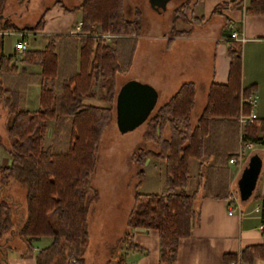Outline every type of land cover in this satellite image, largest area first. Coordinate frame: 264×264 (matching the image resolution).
Segmentation results:
<instances>
[{"label":"trees","instance_id":"trees-1","mask_svg":"<svg viewBox=\"0 0 264 264\" xmlns=\"http://www.w3.org/2000/svg\"><path fill=\"white\" fill-rule=\"evenodd\" d=\"M5 2L0 0V31L39 32L43 29L49 8L41 11L35 23L18 28L2 17ZM241 3L242 0L224 1L214 10L238 7ZM55 6L64 13H80L78 34L65 37L76 40L77 70L60 78L55 46L57 40L64 37L48 36L44 38L42 50L25 51L21 58L24 64L40 67L37 75H29L30 82L39 87L36 110L27 111L22 107L23 98L18 87L21 78L12 80L13 87L5 86L6 76L4 82L0 78V103L5 109L4 130L8 140L3 149L9 157V165L0 167V190L10 181L18 182L24 189V216L14 232L27 251L30 250V238H51V243L36 254L34 264H82L88 235L86 215L89 203L95 198L89 182L101 135L112 116L115 76L129 69L140 20L137 9L132 19L125 18L123 0H80L71 7L55 0L52 7ZM188 9V3L181 4L173 12L174 19H183ZM244 12L264 15V0H249ZM97 29L118 36L115 44L132 39L124 65L119 62L116 47L93 35L99 33ZM229 42L226 82L221 85L210 83L205 105L193 126L189 116L194 105V86L190 82L182 83L146 118L149 129L141 139L152 143L155 149L139 148L129 156L135 166L136 182L132 205L125 219L127 232L118 239V244L125 243L131 228L154 229L158 235L160 260L172 262L178 240L188 236L190 229L197 225V186L192 192L186 191L189 159H196L201 165L206 148L214 143L209 139L213 124L220 120L236 122L239 114H248L250 107L246 100L253 94L252 86H241L240 44ZM9 58L2 55L0 36V76L7 70ZM25 84L27 82L22 86ZM95 97L106 106L82 103L84 98ZM48 121L52 122V140L45 145ZM165 130L167 137L163 135ZM246 143L264 146V118L241 128L240 144ZM147 158L162 163L165 194L137 191ZM225 196L230 197V194ZM12 227L11 205L7 196L2 197L0 235ZM262 253V245L250 246L242 250L240 259L250 263ZM231 258L224 255V263ZM0 261L5 264L3 251H0Z\"/></svg>","mask_w":264,"mask_h":264},{"label":"crops","instance_id":"crops-1","mask_svg":"<svg viewBox=\"0 0 264 264\" xmlns=\"http://www.w3.org/2000/svg\"><path fill=\"white\" fill-rule=\"evenodd\" d=\"M79 1L80 0L72 5H63L71 7L76 5ZM224 1L228 0H200L198 2L192 0L191 3L189 1V9L185 13L183 19H174L172 16L165 35L150 36L151 39L163 40L165 42V48L169 47L170 41L182 44H194L192 47H189L190 50L187 53H183L185 64L182 65V70L186 75L183 76V78H177V82L175 83V81H172L171 84L169 75L176 72L175 61L172 60L170 64H167V70L172 72L167 73V83L165 85H171L170 91H172L171 93L173 94L182 83H192L194 86V105L190 115L195 108V102L198 98L200 99L199 104H202V107L199 108L201 112L205 105L206 92L210 83L213 82L221 85L226 82L228 71L226 50L230 43L229 41H234L228 39L229 33L233 31L238 37L242 38L240 42L236 41L241 47V86H252L253 94L251 95L252 103L249 106L250 111L254 112L257 120L263 119L264 15L246 14L244 8L249 0H242L241 5L238 7L230 6L220 10H214L219 3ZM185 3H187V1H183L181 4ZM52 4L45 7L49 8V10L45 13V23L41 31H0V36L2 37V55L10 57L6 64L7 70L1 74L0 78L3 81L4 76H6L5 82H3L7 87H13L12 80H14V78H21L22 82L18 83V87L23 98L22 107L27 111H34L38 108L39 87L33 82H30L29 75H37L40 72V67L24 64L20 61V58L16 59L13 55L14 49L12 52H6L4 50V36L15 35L18 38H24L23 36L25 35H31L33 37H40V39L42 38L40 43L34 42V45L26 50L37 51L43 49L45 37H67L77 35L78 32L75 27L80 21V13L78 11L64 13L60 8L56 6L52 7ZM175 9L176 8L172 10V13ZM9 17V14H5V18ZM211 18H217L216 22H219L218 27L214 30L211 28L212 26L216 27V25H208ZM140 25L139 22V27ZM193 26H197V28H193ZM75 41L76 40L72 38L71 40L63 38L61 41L56 42L55 51L58 55V59L60 57L59 51L61 54V59L59 60L60 78L77 70L78 52ZM206 44L208 47L205 48ZM68 50L70 53H68ZM71 55L72 58L70 59L69 57ZM134 55L135 53H133V56ZM204 57L207 58L206 61L202 60ZM155 64L156 61L154 60V65ZM148 76L149 77L146 76L142 78L144 80L137 81L150 85L155 90L157 99L158 89H164V79L161 81V79L153 73ZM25 82H27V84L22 86ZM82 103L95 107L105 106L104 102L97 98H84L82 99ZM197 118L193 125L196 123ZM148 129L149 126L146 123L145 132ZM212 133H214V140L217 144H211L206 148L203 159L201 160V165L198 164L199 161L193 158L189 159L188 162L189 178L186 191L192 192L197 186L195 199L198 210V223L190 229L188 236L178 240L174 260L172 262H162L160 260L158 235L154 229L141 227L131 228L128 231L129 237L125 243H117L118 239L127 232L124 222L132 203L122 212V223L120 217L119 222H115L111 225L109 224L115 231L113 235L111 234L112 232H110L111 235H108L111 238L107 239L106 237L107 232L104 228L106 222H100L97 227H94L92 230L96 229V233L93 235L88 216L90 209L93 208L95 204L98 206L99 199L97 189L90 185V192L95 193V198L89 203L86 215L88 235L83 249L82 264H85L86 249L89 246L91 247L93 238L95 240L93 243L95 244L97 241L99 245L102 243L110 244L109 257H113L114 254L115 256L114 260L111 261L108 259L103 260L102 254H99L98 261L96 259L91 260L89 264H231L234 262H239V264H264V146L254 144L256 147L258 146V150L262 152L260 156L254 154L260 161V167L252 193L247 199L243 200L239 197L237 191V181L242 170L247 165L246 160L248 162V159L252 155H247L245 159L241 160L242 158L240 156L242 149H239L237 146L241 145V127L238 125L237 121L220 120L213 124L209 139H212ZM163 135L167 137L168 133L166 130ZM149 148L153 150V148ZM239 153L240 156H238ZM231 158H233L234 163L228 162ZM237 159L240 160L237 161ZM192 164L193 169H191ZM8 165L9 157L1 160L0 167ZM143 171L144 177L138 190L143 189V180H145V177L149 178V176L156 180L160 190L159 192L144 190L140 193L165 194L162 181V163L154 158H147L143 163ZM190 178L192 180L191 183H189ZM226 194H230V197H226ZM7 197L11 200L13 227L6 233L0 235V251H3L5 264H34L36 254L39 250L47 247L51 243V238L48 236L30 238V250L27 251L25 244L15 236L14 232L22 221L25 207L17 206L18 208L15 209L13 194L10 193ZM228 210L231 211L230 214H228ZM115 226L117 228H115ZM15 241H18L19 244H14ZM254 245H262V256L254 257L250 263L241 261L240 253L242 250ZM116 248V253H113ZM224 255L232 256V258L224 263ZM118 261L120 262L117 263Z\"/></svg>","mask_w":264,"mask_h":264},{"label":"rangeland","instance_id":"rangeland-1","mask_svg":"<svg viewBox=\"0 0 264 264\" xmlns=\"http://www.w3.org/2000/svg\"><path fill=\"white\" fill-rule=\"evenodd\" d=\"M55 0H20L17 2L16 0H6L5 6L3 8L2 17H5V14H9L10 17L8 20L13 23L18 28H22L27 25H31L35 23L38 19L40 12L43 8L50 6ZM78 0H60L62 4L72 5ZM183 1H187V3L192 0H123L124 7V16L126 19L133 18V12L137 9L140 12V30L139 33L135 36V55L132 57L131 64L129 69L126 72H121L116 74L115 76V86L116 92L118 88L128 80H144L146 76L150 74H155L161 81L164 79V89H158V97L155 101V104L151 111H154L158 106L163 104L169 96L172 94L170 91L171 85H165L167 83L166 75L168 72L167 64L171 63L172 60L175 61V70L176 72L169 75V79L171 81L177 82V78H183L186 73L182 70L185 64L184 54L187 53L194 44H182L178 42L170 41V45L168 48H165V42L161 39H151L150 36H162L167 33V29L170 24V20L174 14L172 10L174 8H178ZM217 18H211L208 25H216V27L212 26V30L218 27V23L216 22ZM221 19V18H220ZM219 20V19H218ZM207 25V26H208ZM193 28H197V26H193ZM98 31V29H97ZM28 32V31H26ZM99 32V31H98ZM209 32V31H203ZM94 36H99L105 43L108 45H112L116 47L119 54V62L121 65H124L126 60L128 59V51L130 45L132 43V39H123L118 41L115 44V39L118 36H113L108 33H95ZM104 35V36H103ZM25 41L27 42V49H30L34 42L41 41L40 37L25 35L23 36ZM2 39V37H1ZM18 37L15 35L4 36L5 41V51L12 52L14 43H18ZM66 40H71V38H65ZM57 41H61L58 39ZM115 44V45H114ZM153 45V46H149ZM208 45H205V48ZM206 52V50H205ZM137 54V56H136ZM13 55L16 59L22 58V53L13 52ZM59 60L61 59V54L59 51ZM206 56V55H205ZM72 58V55L69 57ZM207 58H202V60L206 61ZM154 60L156 64L154 65ZM19 61V60H18ZM153 66V67H152ZM139 82V81H138ZM174 84V83H173ZM172 88V87H171ZM100 100L98 97H95ZM102 101V100H100ZM202 101V99H201ZM104 102V101H102ZM200 99L198 98L195 102V108L190 115V124L193 125L195 119L199 115L202 104L200 103ZM105 106L106 103L104 102ZM115 110L114 104L112 105V116L110 123L103 131L97 156L94 171L91 175L89 184L95 187L98 191V206L94 205L93 208L89 211L88 220L90 223V228L95 235V230H92L94 227H97L100 222H106L105 231L107 239L111 238L108 236L110 232L113 235L115 231L114 228L109 226V224H114L115 222H119L121 217L122 221V212L131 205L134 193V184L136 182L134 172L135 166L130 162L129 156L136 152L139 148L150 149L149 147L155 149V146L150 144V142H143L141 140L142 134L146 130V120L141 121L138 125H136L131 130L121 132L118 130L115 122ZM4 121H5V109L0 103V162L3 159H7L8 156L5 153L3 147L8 145L7 136L4 130ZM48 131L45 138V145H49L52 140V122L48 121ZM166 135V134H165ZM212 140H214L215 136L212 133ZM214 143L217 142L214 140ZM212 143V145L214 144ZM248 145V146H247ZM239 149L241 148V160L245 159L247 155L260 156L262 154L261 150H258V146L252 143H246L245 145H237ZM218 149V147H217ZM219 151V149H218ZM261 153V154H260ZM240 159H237L239 161ZM247 163V160H246ZM191 169H193V164L191 165ZM193 174V173H192ZM143 189L137 190L138 192L148 190L159 192L160 187L157 185L156 180L154 178L145 177L143 180ZM192 180L190 178L189 183ZM13 194L14 196V207L17 209V206L24 207V189L20 186V184L16 181H10L7 184H4L3 188L0 190V198L6 197L8 194ZM8 198V197H7ZM10 200V199H9ZM11 205V200L9 201ZM101 212V214H100ZM125 223V222H124ZM117 226V225H116ZM115 226V228H117ZM109 229V230H108ZM110 234V235H111ZM93 238V242H94ZM91 242V247L89 246L86 249V261L85 264H89L91 260H97L99 258V254H102V258L113 261V257H109V247L110 244L102 243L99 245L97 241L96 244ZM18 241H15L14 244H17ZM19 244V243H18ZM112 244V242H111ZM99 245V247H98ZM117 248L114 249L113 253H116ZM92 257V258H91ZM101 258V259H102ZM88 259V260H87ZM73 261V260H72ZM1 264V261H0Z\"/></svg>","mask_w":264,"mask_h":264},{"label":"water","instance_id":"water-1","mask_svg":"<svg viewBox=\"0 0 264 264\" xmlns=\"http://www.w3.org/2000/svg\"><path fill=\"white\" fill-rule=\"evenodd\" d=\"M155 101L156 92L150 85L135 80L123 83L118 88L114 101L115 122L118 130L121 132L131 130L145 120ZM259 167L258 157L252 155L237 181V191L241 199H247L252 193Z\"/></svg>","mask_w":264,"mask_h":264},{"label":"built area","instance_id":"built-area-1","mask_svg":"<svg viewBox=\"0 0 264 264\" xmlns=\"http://www.w3.org/2000/svg\"><path fill=\"white\" fill-rule=\"evenodd\" d=\"M76 30L77 32H79V28H80V22H78L76 24ZM98 36H101V35H98ZM104 36V35H103ZM228 39L230 40H234V41H237V42H240L242 40V38L238 37L237 34L235 32H230L229 33V36H228ZM13 49L15 52L17 53H23L27 50V44H26V41L21 37L18 39V43H14L13 45ZM247 103L250 104L252 103V97L250 96L247 100ZM257 120V117L256 115L254 114V112L252 111H249L248 114L244 115V114H239L238 115V118H237V123L238 125L242 128L246 125H250L252 124L253 122H255ZM248 146V145H247ZM238 156H240V153L238 154ZM229 163H234V160L233 158L229 159L228 160ZM231 211L228 210V214H230ZM73 262V261H72ZM231 264H239V262H234V263H231Z\"/></svg>","mask_w":264,"mask_h":264}]
</instances>
